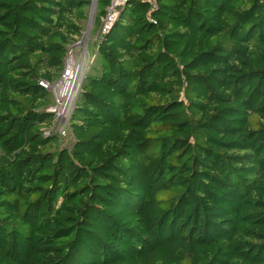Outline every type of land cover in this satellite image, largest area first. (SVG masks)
Listing matches in <instances>:
<instances>
[{
  "label": "trees",
  "instance_id": "16d2710c",
  "mask_svg": "<svg viewBox=\"0 0 264 264\" xmlns=\"http://www.w3.org/2000/svg\"><path fill=\"white\" fill-rule=\"evenodd\" d=\"M91 2L0 0V264H264V0H129L62 147Z\"/></svg>",
  "mask_w": 264,
  "mask_h": 264
},
{
  "label": "built area",
  "instance_id": "2783aa9c",
  "mask_svg": "<svg viewBox=\"0 0 264 264\" xmlns=\"http://www.w3.org/2000/svg\"><path fill=\"white\" fill-rule=\"evenodd\" d=\"M128 1L111 0L109 7L106 9V16L102 19L101 36L111 29L112 24L119 15L120 8ZM81 43L82 41L69 50L58 81L54 85L41 83V86L51 94L53 99L50 112L54 117L55 133L60 140L69 136L72 116L81 96L83 83L88 71L86 59H83L79 54V50L82 47Z\"/></svg>",
  "mask_w": 264,
  "mask_h": 264
},
{
  "label": "rangeland",
  "instance_id": "374dc122",
  "mask_svg": "<svg viewBox=\"0 0 264 264\" xmlns=\"http://www.w3.org/2000/svg\"><path fill=\"white\" fill-rule=\"evenodd\" d=\"M87 19L84 23L85 32L82 40V47L79 50L80 56L86 59L88 68L90 62L95 57L98 50L97 42L101 39L100 27L98 26L99 7L98 0H92L91 5L86 9ZM62 147L71 148L74 142L72 132L69 131V136L66 139L60 140Z\"/></svg>",
  "mask_w": 264,
  "mask_h": 264
}]
</instances>
